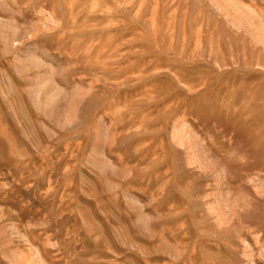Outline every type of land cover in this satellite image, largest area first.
<instances>
[{
	"label": "rangeland",
	"instance_id": "374dc122",
	"mask_svg": "<svg viewBox=\"0 0 264 264\" xmlns=\"http://www.w3.org/2000/svg\"><path fill=\"white\" fill-rule=\"evenodd\" d=\"M0 264H264V0H0Z\"/></svg>",
	"mask_w": 264,
	"mask_h": 264
},
{
	"label": "bare ground",
	"instance_id": "6f19581e",
	"mask_svg": "<svg viewBox=\"0 0 264 264\" xmlns=\"http://www.w3.org/2000/svg\"><path fill=\"white\" fill-rule=\"evenodd\" d=\"M144 138V137H143ZM140 140H142V139H140ZM143 141V140H142ZM142 141H140V142H142ZM136 145V144H135ZM108 251V250H107Z\"/></svg>",
	"mask_w": 264,
	"mask_h": 264
}]
</instances>
